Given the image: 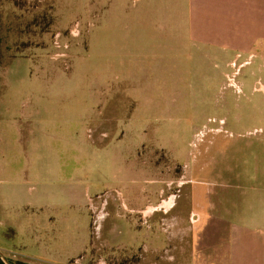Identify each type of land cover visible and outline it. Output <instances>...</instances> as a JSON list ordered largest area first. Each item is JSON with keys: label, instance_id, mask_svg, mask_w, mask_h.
Here are the masks:
<instances>
[{"label": "rangeland", "instance_id": "374dc122", "mask_svg": "<svg viewBox=\"0 0 264 264\" xmlns=\"http://www.w3.org/2000/svg\"><path fill=\"white\" fill-rule=\"evenodd\" d=\"M185 12L160 0H0L5 261L210 260L197 205L243 186L264 74L234 51L197 49Z\"/></svg>", "mask_w": 264, "mask_h": 264}, {"label": "crops", "instance_id": "0c3cea01", "mask_svg": "<svg viewBox=\"0 0 264 264\" xmlns=\"http://www.w3.org/2000/svg\"><path fill=\"white\" fill-rule=\"evenodd\" d=\"M160 1L180 2L185 7L189 19L187 40L197 49L234 51L236 62L242 58L244 66H259L264 74V0ZM162 48L166 47L147 49ZM249 135L255 138L244 143L246 159L251 156L252 160L250 166H245L250 168L243 186L213 191L210 203L197 205L195 222H201L206 240L211 242L210 255L208 250L205 253L210 260L204 264H264V127ZM164 204L167 209L175 205L173 200Z\"/></svg>", "mask_w": 264, "mask_h": 264}, {"label": "trees", "instance_id": "16d2710c", "mask_svg": "<svg viewBox=\"0 0 264 264\" xmlns=\"http://www.w3.org/2000/svg\"><path fill=\"white\" fill-rule=\"evenodd\" d=\"M0 264H26V263H23V262H18V261H16V262H7V261H5V259H3V257L2 256H0Z\"/></svg>", "mask_w": 264, "mask_h": 264}]
</instances>
